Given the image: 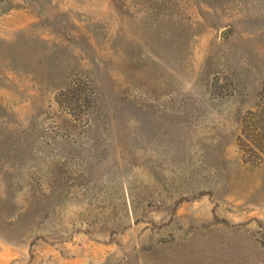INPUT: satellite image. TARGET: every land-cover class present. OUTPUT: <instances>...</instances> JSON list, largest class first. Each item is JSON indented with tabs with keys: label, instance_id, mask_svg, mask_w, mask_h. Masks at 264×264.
<instances>
[{
	"label": "rangeland",
	"instance_id": "1",
	"mask_svg": "<svg viewBox=\"0 0 264 264\" xmlns=\"http://www.w3.org/2000/svg\"><path fill=\"white\" fill-rule=\"evenodd\" d=\"M0 264H264V0H0Z\"/></svg>",
	"mask_w": 264,
	"mask_h": 264
}]
</instances>
